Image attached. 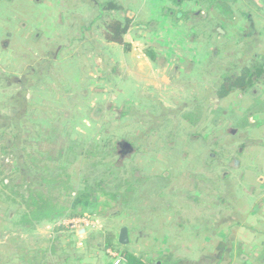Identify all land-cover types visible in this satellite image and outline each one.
<instances>
[{"label": "rangeland", "instance_id": "rangeland-1", "mask_svg": "<svg viewBox=\"0 0 264 264\" xmlns=\"http://www.w3.org/2000/svg\"><path fill=\"white\" fill-rule=\"evenodd\" d=\"M129 1L135 16L128 51L108 45L103 28L93 27V41H80L82 23L90 25L87 7H55L54 16L46 0H0V264H123L118 249L147 264H237L242 247L249 253L262 236L253 226L264 225V174L254 163L264 164V153H253L256 141L248 134L255 106L247 101L260 94L261 80L254 77L244 93H217L220 73L240 58L221 57L220 33L228 28L219 21L231 16L212 10L222 2L247 7L259 26L264 0H208L212 6L202 9L194 0L182 20L212 26L197 45L175 35L193 25L176 23L173 10L147 26L139 20L155 8L143 4L141 12V0ZM241 18L236 15L237 30ZM168 28L175 38L163 36ZM239 42L228 43L248 46ZM260 45L258 59L236 66L264 65ZM21 131L31 137L27 154L56 175H70L73 198L89 188L101 205L25 226L26 188L17 195L11 187L19 159L3 150ZM122 141L134 152L121 154ZM109 144L117 159L102 152ZM60 199L69 205L68 197ZM83 218L89 226L70 222ZM122 228L129 244L108 253L105 238L118 240ZM257 257L248 263L257 264Z\"/></svg>", "mask_w": 264, "mask_h": 264}, {"label": "trees", "instance_id": "trees-1", "mask_svg": "<svg viewBox=\"0 0 264 264\" xmlns=\"http://www.w3.org/2000/svg\"><path fill=\"white\" fill-rule=\"evenodd\" d=\"M95 1L96 11L98 12L97 17L93 19V22L89 26L86 27V25H82L84 35L87 32L90 33L86 41H93V35L95 33L91 31L93 27L98 29L103 28L105 31L104 38L106 42L122 45L126 50H128V46L125 43L124 37L129 31L132 21L128 17H119L120 13L125 11L123 5L124 0ZM172 1L174 4L178 5V1L184 2L185 0ZM195 1L202 4L208 3V0ZM213 2L214 1H212V4H214ZM224 3L225 2H222V4L217 5V9L214 7L212 12H218V14L227 13V15L230 17L234 10L232 9L231 5ZM208 4L211 5V2ZM148 55L153 61H156L154 54L148 52ZM263 66L264 65L261 67L260 65H254L253 67H243V69L238 74H229L226 77L223 76L222 79L219 80L220 83L216 89L217 93L226 96L236 91L243 93L246 92L254 84V77H258L259 80H264ZM22 125L18 127H22ZM1 138L2 137H0V139ZM30 141L31 137L29 134L27 135L22 131L17 132L14 140H11L10 142L7 141L6 144H8V146H5L3 149L9 154V157H6H15L16 159H19L16 166V173L18 175L16 182H18V184H14L15 181L12 180L11 187L13 193L17 192V188L20 190L26 188L25 194L22 195L23 204L26 207V212L22 216V223L25 226L42 221H54L60 217H63L64 215H67L65 213L68 209L71 210L69 212V216H81L84 214V211L88 210L89 208H98L101 205L100 198L94 196V191L89 188L84 189L81 193H77L73 198L71 193L74 191V188L72 186L70 175L65 174L63 177L61 175H56L51 171H48L46 166H42L30 154H27L26 149L29 147ZM16 151L20 153H16ZM116 151V147H113L110 144L103 147L102 150V152L105 153L110 159L112 156L113 159L118 158L116 156ZM103 168L106 170L112 169L110 165H105ZM118 171L119 169H116V172ZM115 179H120L118 174H115ZM6 184H8V180L6 181ZM7 187L9 186H6V188ZM59 188V198L52 199L53 193H51V191ZM19 189L16 193L17 195L21 194ZM63 196H66V198L68 197L70 199L69 205H65L61 202L60 197ZM114 199H116V197H114ZM79 209H81L80 213L77 212ZM104 244L105 250L116 249V247L121 246L115 235L111 234L105 238ZM118 250L122 255L124 261L123 264H147L135 255L127 253V251H123L122 249Z\"/></svg>", "mask_w": 264, "mask_h": 264}, {"label": "crops", "instance_id": "crops-1", "mask_svg": "<svg viewBox=\"0 0 264 264\" xmlns=\"http://www.w3.org/2000/svg\"><path fill=\"white\" fill-rule=\"evenodd\" d=\"M95 3H96L95 0H65V2H62L59 0H46L44 8L46 9V11L48 13L53 12L54 16H57L58 12L51 11L55 7H58V8L60 7L62 9H64V8L81 9L82 7H87L89 10L92 11L91 18H90L91 20L88 22L89 24H91L93 22V19L95 17H97V15H98L97 14L98 12L96 11ZM193 3H194V0H190L188 2L178 1V5L174 4L173 1L164 2L162 0H141L139 2V5L136 6L139 10H141V12H142L143 7H145L144 5H149V4H152V7H154L155 10L151 11L150 9L147 8V10L143 13L142 19H140L139 22H141L140 24L147 25L152 20L156 21V18H154V16L157 17V15L160 12H163V15L165 16L167 14L166 11L171 12L172 10L174 11L171 14L172 16H169V15L168 16L173 18L176 23L179 22L180 24H182V23L191 22L190 20L188 22H184L182 20V17H180V16L183 13H185V11H187V9L190 7V5H193ZM123 5H124L125 11L120 13L119 17L120 18L128 17L129 19H131V21H132L131 25H132L134 22L133 18L135 16V14L133 12L134 10L132 9V6H131L133 4L129 0H124ZM203 6H204V4L198 5L197 7H198V9H202ZM238 7L239 8H237V4H236V7L232 6V9L234 10V12L231 13V18L224 19V17H222L219 21V23L223 27V29L228 28V30H226L225 32L220 33V34H222V40H224V42L222 43V46H220L221 47V54H222L221 57L224 58V56H226L227 58H230V56H234L236 54L237 60L240 58V60L238 61L237 64H234V62H232L233 66L231 65V67H229L228 70H225L224 73L223 72L220 73V79H222L223 76L226 77L229 74H238L243 69V66L242 67L236 66V65H239L240 62H241V64L247 65L250 62V60L258 59L259 49H260L259 47H261L260 42L264 41V27H263L264 22L259 24V26H257L256 22L253 20L254 16L251 14L250 10L247 7H243V8H241L242 6H238ZM240 8L242 10L240 11V13H238ZM175 13H177V14L175 15ZM237 14L241 15V17H242L240 19V23H237L240 25V26H238L239 30H237L235 28L236 26L234 25L235 20L238 19V18L236 19ZM217 15H218V13H217ZM233 15H234V18H233ZM213 17H214V14H211V16H209L210 19ZM85 24H86V22L82 23V25H85ZM188 24L193 25L192 27L189 25L188 26L185 25L189 31L187 30V31L179 32V33H176L175 35H183L186 37H192L193 38V39H191L192 45H197V43H196L197 39L196 38H198V37L199 38L200 37L206 38L208 36V34H210V29L212 27V26H208L207 29L206 28L200 29V28H196L198 23L197 24L196 23H188ZM82 25H81V29H82ZM255 28H257V29H255ZM219 30L220 29H217L218 32H221ZM258 30L260 33L258 32ZM129 31H130V29H129ZM129 31L124 37V40L126 39L125 40L126 44H127V41H129L127 39V36L130 34ZM169 32L170 31L168 28L167 31L165 32L166 34L163 36L164 37L165 36L171 37L173 34H170ZM167 33H169V34H167ZM201 33H202V35H200ZM260 35L263 36V40L262 41L259 40V44H258L257 37ZM234 37L238 43H240L239 41L241 40V42L246 41V42L251 43V44L249 45L247 43L248 46H246V48H244L243 50H241V46H240V48L238 47L236 49L233 45L228 43ZM174 38H175V36H174ZM79 39H80V41L81 40L86 41L88 39V36L81 35V38H79ZM109 44L110 45L113 44V45H116L118 47H121L122 49H125L124 46H122V45H118V44H114V43H108V45ZM127 46H128V51H129L131 47L129 44H127ZM233 49H235L236 51H233ZM231 53H234V54H231ZM209 56H210V54L206 52L205 60L209 59L208 58ZM205 60H203V62ZM234 61H236V60H234ZM209 62H210V59H209ZM209 62H208V60L205 61V65L209 66V64H210ZM199 63H201V62H198V64ZM245 67H247V66H245ZM261 88H262V90L260 91V94H257L255 97H253V98L251 97V98H249V100H247L248 103H251L253 106H255V110L252 113V127H251L252 131H249L251 133L248 134V136L250 137V139H254V141H256L255 144H252V149H253V153L255 152L258 154L264 153V80L263 79H261V82H260V89ZM240 97L244 98V96H240ZM254 165L260 170V172H262L264 174V164H262V162L254 163ZM259 222L261 223L260 220H259ZM260 223L258 224V226L255 224L253 226V229L255 228L254 231H256L257 230L256 228L259 227V229H261L260 233H262V236L259 235L260 237L258 238V240H256V242H254L252 244L253 246H252L251 250L249 251V253H244L245 249L242 247V250H241L242 252L240 251L241 253L238 254L239 257L237 256V258H238L237 264H251L250 262L248 263V261L253 259V258H250V256L252 257L253 254H257V256H258L257 259H259V261L257 264H264V225L260 224ZM234 257H236V255ZM226 260H227V258H226ZM178 261H179V259H178ZM221 261H220V263H221ZM228 262H227V264H230L231 260H229ZM102 264H105V263L103 262ZM217 264H219V260H218Z\"/></svg>", "mask_w": 264, "mask_h": 264}, {"label": "water", "instance_id": "water-1", "mask_svg": "<svg viewBox=\"0 0 264 264\" xmlns=\"http://www.w3.org/2000/svg\"><path fill=\"white\" fill-rule=\"evenodd\" d=\"M219 31H221V30H219ZM118 146L121 148V154H123V155L134 152V148H133L132 144L127 142V141L119 142ZM235 164H237V162H235ZM127 232H128L127 228H122V230L120 232L118 242L122 246H126L130 242L128 235H127ZM82 233H84V230H82V232H80V234H82Z\"/></svg>", "mask_w": 264, "mask_h": 264}, {"label": "built area", "instance_id": "built-area-1", "mask_svg": "<svg viewBox=\"0 0 264 264\" xmlns=\"http://www.w3.org/2000/svg\"><path fill=\"white\" fill-rule=\"evenodd\" d=\"M70 222H72L71 224L72 225H78V226H81V225H85V226H89V221H88V219H86V218H83V219H75V220H72V221H70ZM83 229H79L78 231L79 232H81ZM108 253H109V250H108ZM121 257V256H120ZM123 260V258L121 257V261ZM120 263V261L118 262V264Z\"/></svg>", "mask_w": 264, "mask_h": 264}]
</instances>
